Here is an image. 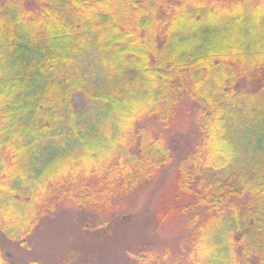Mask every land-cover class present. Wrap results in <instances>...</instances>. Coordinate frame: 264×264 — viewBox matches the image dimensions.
<instances>
[{"label":"trees","instance_id":"obj_1","mask_svg":"<svg viewBox=\"0 0 264 264\" xmlns=\"http://www.w3.org/2000/svg\"><path fill=\"white\" fill-rule=\"evenodd\" d=\"M167 165L181 236L132 264H264V0H0V237L28 251L42 217L115 213Z\"/></svg>","mask_w":264,"mask_h":264},{"label":"rangeland","instance_id":"obj_2","mask_svg":"<svg viewBox=\"0 0 264 264\" xmlns=\"http://www.w3.org/2000/svg\"><path fill=\"white\" fill-rule=\"evenodd\" d=\"M77 109L85 101L76 100ZM170 127L169 143L173 156L183 158L191 145V120L178 111ZM177 171L174 165L161 169L146 188L136 189L115 213L100 214L87 209L61 206L41 218L29 238L30 249L0 237V249L11 264H132V253L139 249L175 247L184 219L175 214L162 218L174 198ZM104 228L98 222L105 221Z\"/></svg>","mask_w":264,"mask_h":264}]
</instances>
